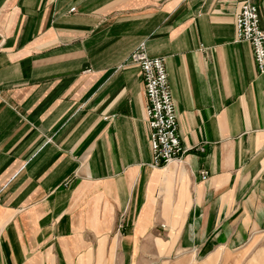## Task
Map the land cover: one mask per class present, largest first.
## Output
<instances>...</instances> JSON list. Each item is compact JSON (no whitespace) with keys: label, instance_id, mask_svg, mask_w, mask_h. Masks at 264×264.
<instances>
[{"label":"crops","instance_id":"crops-1","mask_svg":"<svg viewBox=\"0 0 264 264\" xmlns=\"http://www.w3.org/2000/svg\"><path fill=\"white\" fill-rule=\"evenodd\" d=\"M247 2L264 27V0H0V264H264ZM142 43L165 58L185 149L161 167Z\"/></svg>","mask_w":264,"mask_h":264},{"label":"built area","instance_id":"built-area-1","mask_svg":"<svg viewBox=\"0 0 264 264\" xmlns=\"http://www.w3.org/2000/svg\"><path fill=\"white\" fill-rule=\"evenodd\" d=\"M236 40L252 43L257 68L260 73H264V27L260 23L257 5L249 2L242 5L236 17ZM131 62L140 67L146 92L151 164L161 167L173 159H181L185 152L166 61L163 56L150 55L145 43H142L133 51ZM201 176L207 178L209 171L202 170Z\"/></svg>","mask_w":264,"mask_h":264}]
</instances>
